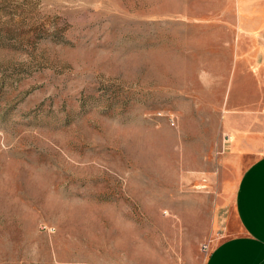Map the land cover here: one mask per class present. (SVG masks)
<instances>
[{
  "label": "rangeland",
  "instance_id": "rangeland-1",
  "mask_svg": "<svg viewBox=\"0 0 264 264\" xmlns=\"http://www.w3.org/2000/svg\"><path fill=\"white\" fill-rule=\"evenodd\" d=\"M235 3L0 0V264L203 263Z\"/></svg>",
  "mask_w": 264,
  "mask_h": 264
},
{
  "label": "crops",
  "instance_id": "crops-1",
  "mask_svg": "<svg viewBox=\"0 0 264 264\" xmlns=\"http://www.w3.org/2000/svg\"><path fill=\"white\" fill-rule=\"evenodd\" d=\"M235 11L229 96L231 104L247 108L226 125L220 176L230 195L221 205L219 238L202 264H264V0H236ZM139 262L127 264H148Z\"/></svg>",
  "mask_w": 264,
  "mask_h": 264
}]
</instances>
